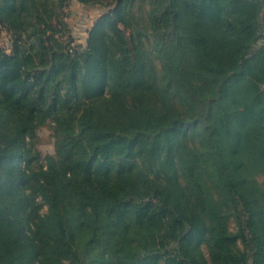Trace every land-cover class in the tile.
<instances>
[{"label": "trees", "instance_id": "obj_1", "mask_svg": "<svg viewBox=\"0 0 264 264\" xmlns=\"http://www.w3.org/2000/svg\"><path fill=\"white\" fill-rule=\"evenodd\" d=\"M69 1L0 0V264H264V0Z\"/></svg>", "mask_w": 264, "mask_h": 264}, {"label": "rangeland", "instance_id": "obj_2", "mask_svg": "<svg viewBox=\"0 0 264 264\" xmlns=\"http://www.w3.org/2000/svg\"><path fill=\"white\" fill-rule=\"evenodd\" d=\"M142 4H138L136 11L139 14L142 12ZM105 11V8L98 6H86L77 0H70L63 11H61V20L57 21L59 25L60 34L57 38L60 43L69 44L73 40L74 46H86L89 32L92 29L95 21ZM61 22V23H59ZM0 48H4L7 52L12 51V41L10 35L3 31L0 33ZM38 148L43 156L53 154L55 150V137L52 126L48 125L39 130L38 133ZM264 177H260L263 181ZM232 229L235 225L231 224Z\"/></svg>", "mask_w": 264, "mask_h": 264}]
</instances>
